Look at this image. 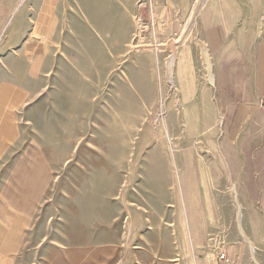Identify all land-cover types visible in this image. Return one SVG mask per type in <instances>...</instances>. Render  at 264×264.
Instances as JSON below:
<instances>
[{"label": "rangeland", "instance_id": "obj_1", "mask_svg": "<svg viewBox=\"0 0 264 264\" xmlns=\"http://www.w3.org/2000/svg\"><path fill=\"white\" fill-rule=\"evenodd\" d=\"M0 86V264H264V0H0Z\"/></svg>", "mask_w": 264, "mask_h": 264}, {"label": "crops", "instance_id": "obj_2", "mask_svg": "<svg viewBox=\"0 0 264 264\" xmlns=\"http://www.w3.org/2000/svg\"><path fill=\"white\" fill-rule=\"evenodd\" d=\"M31 74H32L33 77H35V74H33V72ZM0 90H1L0 91V108H2L4 106L3 103H1L2 100H3V96H2V92L4 91L3 86H0ZM6 90H8V92L11 95H13V96H14V94L18 95V97L21 96L22 99H25L27 97L25 90L20 89L18 87H14V86H9L8 85V87H6ZM22 105H24V104L20 103L17 106H22ZM5 106H8V105H5ZM26 210H28V208ZM15 237L16 238H15V241H14L15 244H14V247H13V253L17 254V253H19L21 251L22 247L24 246V239H23L24 236L20 235V232L17 229ZM78 262H79L78 260L67 261L66 258L64 257V255L60 253L59 254V260L57 262L53 263V264H77ZM7 264H36V263L35 262H33V263H27V262L23 263L22 262L21 263L18 260L15 261V260L11 259L9 261V263H7ZM41 264H52V262L50 260H47V261H43ZM82 264H85V263H83V261H82ZM91 264H99V263H98V261H94Z\"/></svg>", "mask_w": 264, "mask_h": 264}, {"label": "built area", "instance_id": "obj_3", "mask_svg": "<svg viewBox=\"0 0 264 264\" xmlns=\"http://www.w3.org/2000/svg\"><path fill=\"white\" fill-rule=\"evenodd\" d=\"M219 261L222 262H226L227 261V256L222 254V256H220Z\"/></svg>", "mask_w": 264, "mask_h": 264}]
</instances>
